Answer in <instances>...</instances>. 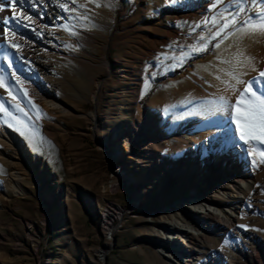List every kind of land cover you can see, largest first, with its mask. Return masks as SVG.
I'll return each mask as SVG.
<instances>
[{"label":"rangeland","instance_id":"374dc122","mask_svg":"<svg viewBox=\"0 0 264 264\" xmlns=\"http://www.w3.org/2000/svg\"><path fill=\"white\" fill-rule=\"evenodd\" d=\"M214 3L68 0L67 12L77 16H67L63 23L75 25V35L67 31L46 53L30 55L18 23L31 26L35 20H19L29 16L21 5L1 0L0 75L8 88L0 87V101L17 116L21 114L13 105L19 103L28 113L23 118L31 131L0 120V264H161L157 230L162 210L199 185L173 165L193 145L207 149L210 139L222 135L218 152L234 147L238 158L249 162L245 172L258 178L254 207L243 226L259 234L261 251L246 249L242 262L263 264L264 149L239 140L220 98L235 104L246 86L236 84L235 78L247 82L264 71V32L244 25L264 5L261 0H219L213 8ZM84 15L88 18L73 19ZM232 16L237 17L235 26L215 36ZM205 43L204 51L180 66L157 59L162 53L180 57L189 46ZM225 82L235 84L236 91ZM43 91L52 105L43 101ZM188 100L189 109L183 105ZM121 125L144 128L127 146L122 139L115 144ZM149 144L153 159L145 155ZM112 181L117 188L111 187ZM108 208L114 215L110 225L104 216ZM53 215L62 226L68 216H76V234L66 230L51 235L48 222Z\"/></svg>","mask_w":264,"mask_h":264},{"label":"bare ground","instance_id":"6f19581e","mask_svg":"<svg viewBox=\"0 0 264 264\" xmlns=\"http://www.w3.org/2000/svg\"><path fill=\"white\" fill-rule=\"evenodd\" d=\"M61 4L67 5L68 0H36L35 6H32L33 0H27L21 5V11L35 20L31 26H25L27 22L18 23L25 34L24 44L28 54L46 53L48 45L54 47L57 36L66 35L67 31L61 27L64 25L63 21L67 16H77V12L70 14L67 9L60 7ZM0 15H4L3 10H0ZM13 53L12 49L10 54ZM40 94L44 102L53 104L46 98L44 91ZM143 128L141 125L128 129L121 125L119 133L118 129L115 133V144L122 139L128 146L131 137L141 136ZM148 129L149 127L146 128ZM7 130L15 138L19 137L12 130ZM224 140L223 135L210 139L207 149L199 143L197 146L193 145L187 156L178 165H173L180 174L187 172L190 177L194 176L199 185L186 196L177 199L167 211L162 210L164 217L157 230L161 264H244L242 260L246 249H253L255 254L261 251L256 243L259 234L247 231L243 226L248 224L249 211L254 207L258 178L253 173L245 172L249 162H242L234 147L221 154L218 152V147ZM152 148L153 145L149 144L145 151L150 159L154 158ZM116 174L122 175L118 170ZM111 187L117 188L118 183L112 181ZM116 207L124 211L121 205ZM104 216L106 223L110 225L109 221L113 220L114 215L109 208L104 210ZM113 232L114 228L111 227L108 240ZM105 252L101 250L100 256H104ZM262 263L264 264V257Z\"/></svg>","mask_w":264,"mask_h":264},{"label":"snow or ice","instance_id":"6c2138e0","mask_svg":"<svg viewBox=\"0 0 264 264\" xmlns=\"http://www.w3.org/2000/svg\"><path fill=\"white\" fill-rule=\"evenodd\" d=\"M25 2H27V0H13V7H15L17 4L23 5ZM35 3L36 0H33L32 6H35ZM217 3H219V0H217ZM217 3H214L212 7L216 8ZM261 3L264 5V0H261ZM99 6L100 5L97 4V7ZM60 7L66 9L67 5L61 4ZM79 7L84 8L86 6L80 5ZM239 11L244 12L245 9L241 7ZM87 18V15L73 17V19L78 20H84ZM19 20L28 21L31 20V17L21 16L19 17ZM237 22V17L232 16V18L215 33V36H220L221 33L229 27V25L235 26ZM212 23L215 24L218 23V21L213 19ZM244 25L252 31L260 30L264 32V7H262V10L256 14L255 20L250 17L248 20L244 21ZM25 26H27V24H25ZM61 27H63L66 31H69L70 34L75 35V32L72 31L75 25H62ZM11 35L15 36V33H12ZM224 38H226V36ZM201 39L203 40L204 38L201 37ZM9 43L14 48L18 47L17 44L13 43L11 39L9 40ZM206 46V43L202 47L189 46L190 51L181 53L180 57H176L174 54L169 56L167 53H162L161 57L157 59L159 60L160 64H164L165 60L171 59L178 62L175 66H180L182 65L183 61L193 53L204 51ZM9 66H11V63ZM235 79L236 84L246 83V86L240 90L235 104H232L228 98L221 97L220 99L224 103L226 110H228L231 120L235 121L236 127L239 131V140L252 144L254 147H260L264 149V88L256 87V85L264 84V71L259 73L258 78H254L247 82L238 78ZM16 81L17 83H21L19 77H16ZM225 83L228 84V82ZM0 87L8 88L3 75H0ZM228 87L232 88L233 91H236L235 84H228ZM24 94L27 95L26 90L24 91ZM8 95L11 96L13 101L17 99L16 96L12 94L10 89H8ZM13 107L15 108L16 112L21 114L20 116H17L13 111H10L9 108L5 107V104L0 101V120H2L3 123L9 124V126L16 127L17 130H21L25 133L30 132L31 129L28 127L26 120L23 118L28 116V113L25 112L24 108H22L19 103L14 104ZM33 107H35V105H33ZM260 155L261 157H264V151H262Z\"/></svg>","mask_w":264,"mask_h":264},{"label":"crops","instance_id":"0c3cea01","mask_svg":"<svg viewBox=\"0 0 264 264\" xmlns=\"http://www.w3.org/2000/svg\"><path fill=\"white\" fill-rule=\"evenodd\" d=\"M207 93L209 95L208 96L209 99H215L213 101L217 100V98H215L214 96L209 94L208 90H207ZM210 101H212V100H210ZM190 102H191V100L190 101L188 100L185 103H183V105L185 104V106L187 108H188V106L191 107L192 105H189ZM179 104H181V103H179ZM183 105L181 104L180 107H182ZM187 111H189V110H187ZM222 111L223 110H221L219 112H222ZM190 114H193V113L191 112ZM162 115H164V113ZM54 217H55V215H53V220H52V218H49V222H48L49 223L48 226L52 230V232L50 233L51 235L65 234L66 230H67V232H73L74 234H76V228H77L76 227V222H77V217L76 216H70V217L68 216L66 218V223L64 224V226H62L63 223H64L62 220H59V219L55 220Z\"/></svg>","mask_w":264,"mask_h":264}]
</instances>
